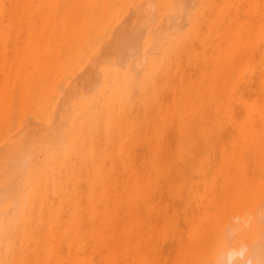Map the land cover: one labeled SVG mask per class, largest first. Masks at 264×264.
<instances>
[{
	"label": "bare ground",
	"instance_id": "1",
	"mask_svg": "<svg viewBox=\"0 0 264 264\" xmlns=\"http://www.w3.org/2000/svg\"><path fill=\"white\" fill-rule=\"evenodd\" d=\"M0 264H264V0H0Z\"/></svg>",
	"mask_w": 264,
	"mask_h": 264
}]
</instances>
